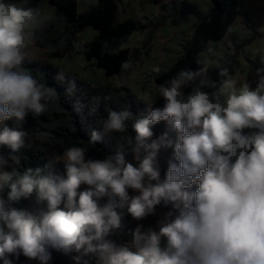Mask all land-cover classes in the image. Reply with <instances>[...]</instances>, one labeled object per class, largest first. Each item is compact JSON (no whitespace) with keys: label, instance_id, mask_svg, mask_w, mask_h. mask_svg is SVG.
Instances as JSON below:
<instances>
[{"label":"clouds","instance_id":"clouds-1","mask_svg":"<svg viewBox=\"0 0 264 264\" xmlns=\"http://www.w3.org/2000/svg\"><path fill=\"white\" fill-rule=\"evenodd\" d=\"M38 16L35 8L0 0V145L10 149L7 156L0 154L3 264H11L8 256L50 264L52 249L79 253L73 257L76 264H88L84 257L90 254L99 264H264V54L255 89L245 83L236 90L229 79L216 88L206 69L181 70L160 86L163 108L150 107L135 119L128 109L109 111L103 133L126 132L128 120L136 133L125 136L114 155L95 159L87 149L72 146L63 153L64 177L40 168L8 172L9 160L19 162L15 154L26 146V132L4 122L23 121L29 113L38 117L59 99L55 88L24 66ZM220 75L226 77L228 69ZM197 77V86L185 94ZM56 79L67 83L69 93L76 90V80L67 74L58 72ZM205 87L216 90L206 92ZM161 121L175 139L165 133L149 143L152 126ZM100 139L101 133L93 130L89 142ZM162 147L172 148L174 155L161 181L156 157ZM126 150L138 166L126 161ZM81 185L87 187L78 192ZM32 197L45 207L30 211L12 206ZM162 202L171 203L177 214H164L158 231L142 232L138 226L135 250L105 239L124 227V208L141 220L155 214Z\"/></svg>","mask_w":264,"mask_h":264},{"label":"trees","instance_id":"trees-1","mask_svg":"<svg viewBox=\"0 0 264 264\" xmlns=\"http://www.w3.org/2000/svg\"><path fill=\"white\" fill-rule=\"evenodd\" d=\"M119 0H100L98 6L93 7L83 13L78 12L77 0H28L26 7L35 8L40 13L47 3L57 8L56 15L45 25L40 26L35 32L34 40L30 41L34 46L46 52L45 58L26 57L24 66L32 71V74L42 83L56 89L59 99L55 103H50L48 111L36 117L29 113L23 121L17 122L15 118L5 121L10 128H17L26 132L25 144L17 155L19 162L11 161L8 168L22 172L27 168H40L44 174H52L64 177L65 169L62 163L63 153L72 146L87 149V156L95 159H103L108 155H114L119 150V145L125 136L135 137L133 130V120L126 121V132H113L105 134L102 125L108 116L109 111H121L128 109L135 117H141L148 113L149 108H163L164 100L160 98L153 106L145 102L135 93L121 90H111L106 86H96L89 82L66 73L61 68L53 64L50 60L63 58L74 49L76 35L86 26H93L100 31V36L89 42L86 46L78 50L87 59H96V67L104 69L107 78L121 74L129 59L130 49L126 47L131 35L137 29V23L133 19L117 22V10ZM213 8L207 16H199L198 24L193 33L192 39L185 45L184 54L170 68L155 76L154 81L159 85L176 77L181 70L206 69L205 75L211 82L216 84V88L222 86V82L234 73L236 61L244 46L252 42V38L240 43H235L229 48V52L220 60L216 67H208L200 59L199 53L206 47L210 40L222 39L232 24L235 22L240 9L241 0H212ZM264 27V20H263ZM107 43L108 47L104 45ZM222 68L228 69V75L221 76ZM58 72L68 75V79L76 80V90L69 93L66 82L56 79ZM200 77L192 81L184 88L185 94L196 87ZM206 92L215 91L214 88L205 87ZM108 97L109 99H104ZM95 98H99L98 102ZM223 99V97H222ZM164 121L152 126L153 136L149 140L158 139L165 134ZM93 130L101 133L100 141L95 144L89 142ZM169 138L175 139V132L170 131ZM10 149L0 145V154L7 156ZM172 148H161L156 160L160 172V180L166 178L168 163L173 159ZM125 159L127 162L138 166L137 161L130 151L126 150ZM178 163V162H177ZM146 183L148 181L146 180ZM155 184L156 181H150ZM81 187V186H80ZM197 185H193L191 190H195ZM80 189V188H79ZM8 189L2 193L7 197ZM132 190H129V194ZM107 198L101 200L105 203ZM21 210H35L45 205H37L35 197L31 199L21 198L12 205ZM63 207V205H61ZM166 212L177 214L171 203L162 202L156 207ZM124 212L123 221L131 220L143 222L148 216L141 220L134 219ZM133 232H116L115 235L121 241L132 243ZM106 238V237H105ZM53 261L50 264H75L74 256L76 252L65 253L52 249ZM11 264H21L26 260L23 256L19 259L8 256ZM88 264H99L96 255L84 257ZM3 264V260H0Z\"/></svg>","mask_w":264,"mask_h":264},{"label":"crops","instance_id":"crops-1","mask_svg":"<svg viewBox=\"0 0 264 264\" xmlns=\"http://www.w3.org/2000/svg\"><path fill=\"white\" fill-rule=\"evenodd\" d=\"M77 1L79 13L98 6L100 2V0ZM185 1H187V5L184 7L180 6L179 0L118 1L117 22L133 19L138 27L126 44V47L130 49L128 62L122 73L115 76L124 74L130 76L137 85L134 86V89L130 88L126 91L135 93L144 101H148L145 97L153 98L156 96L152 102L156 103L161 98L159 97L161 85L154 81L155 76L172 67L183 56L184 47L192 39L198 24V17L207 16L213 8L212 0ZM6 2L16 3L19 7H26L28 4V0H6ZM56 12V6L47 3L39 13L38 22L33 25L31 30L35 32L40 26L45 25L55 17ZM192 13L195 15H190ZM263 20L264 0H241L240 12L226 35L222 39L210 40L199 53L200 59L206 66L216 67L235 43L252 38V42L242 49L236 63L244 58L246 59L245 62L254 63L259 67V57L264 54ZM99 36L100 31L95 27H84L76 35L74 49L63 58H55L50 61L66 73L94 85L97 80L88 78V75L85 74V67L96 66V59L89 60L84 55L79 54L78 50ZM25 53L26 57L40 59L46 57V52L34 46L32 42L27 44ZM102 73H105L106 76L105 70ZM232 81L235 82L236 90H239L245 83L255 89L258 77L256 74L247 75ZM145 84L149 89L144 92L140 89Z\"/></svg>","mask_w":264,"mask_h":264},{"label":"rangeland","instance_id":"rangeland-1","mask_svg":"<svg viewBox=\"0 0 264 264\" xmlns=\"http://www.w3.org/2000/svg\"><path fill=\"white\" fill-rule=\"evenodd\" d=\"M179 4L180 6L184 7V5H187V1L185 0H179ZM190 15H195V14H190ZM246 59L242 58V60L238 63H236V67H235V72L234 74H232L229 78L230 80H234V79H238L240 77H245L247 75L249 76H253L254 74H256V69L258 66H256V64L254 63H250V62H245ZM54 64V63H53ZM57 66V65H56ZM260 66V64H259ZM102 71L104 72L103 69H97L96 66H87L85 67V74L88 75V78L92 80V78L96 79L97 81L95 82L94 85H98V86H106L111 90H121V91H126V90H130V88L134 89V86L137 85L136 82H134V80L128 76L127 74L124 75H119V76H115L113 78H107L105 76V73H102ZM135 83V84H134ZM133 84V87H132ZM138 88V87H137ZM136 89V88H135ZM149 88H147V84H145L144 87H142V91H147ZM146 99H148V101H145L147 103H149L150 105H154L155 103H152L154 101V99L156 98V96L152 97H145ZM165 126H164V131L165 133H167L169 135L171 129L170 127L167 125L166 122H164ZM245 133L248 132H252V131H257L255 129H245L244 130ZM11 163V160H9L8 165L5 168V171H9V164ZM87 186L86 185H81L80 189H78L77 191H83L85 190ZM136 193H134L133 191L130 193V195H134ZM168 212L161 210V209H155V214L153 215H148L147 219L143 222H139V221H135V220H131L129 222L123 221L124 227L120 230H116L113 233H111L110 235H108L105 239L108 241H112L113 243H115L116 245H126L130 248H133V250H135L134 245L131 243H127L124 241H121L120 239H118L115 235L116 232H122V233H127L131 230H135L138 226L141 227V231H147L148 229H153L158 231V221L163 217L164 214H166ZM161 248H164L166 246V239H161V243H160ZM53 261V258L52 260ZM21 264H36L35 261H23ZM76 264V263H75Z\"/></svg>","mask_w":264,"mask_h":264}]
</instances>
